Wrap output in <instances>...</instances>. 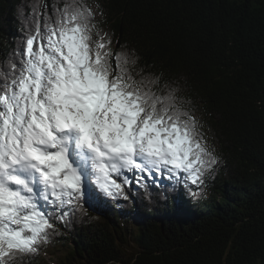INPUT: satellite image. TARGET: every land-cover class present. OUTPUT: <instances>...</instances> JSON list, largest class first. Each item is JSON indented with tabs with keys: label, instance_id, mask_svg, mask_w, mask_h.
<instances>
[{
	"label": "trees",
	"instance_id": "obj_1",
	"mask_svg": "<svg viewBox=\"0 0 264 264\" xmlns=\"http://www.w3.org/2000/svg\"><path fill=\"white\" fill-rule=\"evenodd\" d=\"M77 2L93 33L135 61L136 80L174 93L217 162L195 185L184 173L144 175L124 185L127 199L93 186L73 206L47 202V241L8 264H264V0H0V91L37 24Z\"/></svg>",
	"mask_w": 264,
	"mask_h": 264
},
{
	"label": "snow or ice",
	"instance_id": "obj_2",
	"mask_svg": "<svg viewBox=\"0 0 264 264\" xmlns=\"http://www.w3.org/2000/svg\"><path fill=\"white\" fill-rule=\"evenodd\" d=\"M92 15L77 2L43 31L37 24L0 91V264L35 253L55 228L38 209L37 185L63 208L83 199L86 179L103 196L127 199L130 181L117 179L125 170L167 169L195 185L217 162L194 116L173 92L157 96L156 80H136L135 61L93 33Z\"/></svg>",
	"mask_w": 264,
	"mask_h": 264
},
{
	"label": "rangeland",
	"instance_id": "obj_3",
	"mask_svg": "<svg viewBox=\"0 0 264 264\" xmlns=\"http://www.w3.org/2000/svg\"><path fill=\"white\" fill-rule=\"evenodd\" d=\"M94 9V8H93ZM94 12H95V10H94ZM96 14V13H95ZM97 15V14H96ZM96 18V17H95ZM162 171H164L165 173V176L166 175H169V176H171V175H173L172 173H169L168 171H167V169H161L160 171H156V174L157 175H162L163 174V172ZM140 172L139 171H137V170H135V171H131V172H129V171H124V175L122 176V178H119V180L120 181H122L123 180V178L126 176L127 178H128V180L129 181H131V178L134 176V175H136V174H138V177H140L141 175V173L139 174ZM147 175H149L151 178H153V177H155V175H154V172H145ZM183 173H180L178 176H181ZM185 174V173H184ZM137 176V175H136ZM142 177V176H141ZM173 177H176V175H174ZM117 178V179H118ZM143 178V177H142ZM93 186H95V185H93V184H91L90 182H89V180L88 179H86L85 180V192L86 191H88L89 190V188H91V187H93ZM98 191V190H97ZM99 193V192H98ZM101 196H103V195H101ZM43 199L42 198H40V200H39V202H44V201H42ZM87 202H88V199H87ZM38 203V202H37ZM44 203H46V202H44ZM90 205H91V203H89ZM38 205V208H40L41 207V205L40 204H37ZM40 210V209H39ZM41 211V210H40ZM71 248H72V242L71 241H69V242H64V243H58V244H52V245H50V247L45 251V252H43L42 253V257H43V262L44 263H54L58 258H60V257H64L70 250H71Z\"/></svg>",
	"mask_w": 264,
	"mask_h": 264
},
{
	"label": "bare ground",
	"instance_id": "obj_4",
	"mask_svg": "<svg viewBox=\"0 0 264 264\" xmlns=\"http://www.w3.org/2000/svg\"><path fill=\"white\" fill-rule=\"evenodd\" d=\"M73 1V0H72ZM19 12V11H18ZM205 141V140H204Z\"/></svg>",
	"mask_w": 264,
	"mask_h": 264
}]
</instances>
